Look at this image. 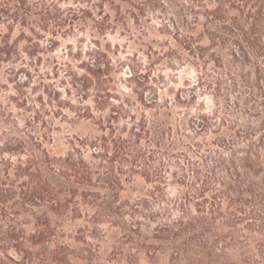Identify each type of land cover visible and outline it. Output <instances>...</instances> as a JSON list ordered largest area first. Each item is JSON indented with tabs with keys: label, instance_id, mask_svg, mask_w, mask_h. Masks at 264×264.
Wrapping results in <instances>:
<instances>
[{
	"label": "trees",
	"instance_id": "obj_1",
	"mask_svg": "<svg viewBox=\"0 0 264 264\" xmlns=\"http://www.w3.org/2000/svg\"><path fill=\"white\" fill-rule=\"evenodd\" d=\"M76 31L98 48L119 31L196 83L174 105L145 99L148 78L121 97L110 64L89 63L69 74L81 98L97 88L94 110L56 93L8 120L21 137L0 151V264H264V0H0V67L20 53L42 65ZM153 33L165 40L146 44ZM57 118L88 134L62 150Z\"/></svg>",
	"mask_w": 264,
	"mask_h": 264
},
{
	"label": "rangeland",
	"instance_id": "obj_2",
	"mask_svg": "<svg viewBox=\"0 0 264 264\" xmlns=\"http://www.w3.org/2000/svg\"><path fill=\"white\" fill-rule=\"evenodd\" d=\"M153 25L160 24L153 21ZM76 32L77 34L75 33L71 37L63 38L59 36L57 38L58 45L54 48L55 51L42 54V65L39 62H34L25 53H20L13 62L1 65L0 151L6 143H10L11 139L21 137L19 130H13L8 120L20 118L24 109L40 107L38 102L41 97L45 101H49L56 93H60L61 99H70L74 104L80 102L83 107H91L94 110L97 88L93 84L89 90H86L85 98H81L80 94L76 93L74 87L76 83L69 74L72 68L80 75H84L85 72L80 67H86L89 63L99 64V62H105L110 64L107 74L111 82L106 84L105 89L113 95L121 97L134 96L135 91L141 92L135 77L138 80L141 78L143 81L144 78H148L147 82L149 81V84L145 89V99L147 101L154 100V94L158 93L160 101L163 102L168 99L174 105L177 94L188 98L192 93H189L188 84L196 83L197 73L191 65L183 62L170 66L166 61L156 59L152 61L147 57L146 53L148 52L144 46L135 44L128 37L121 35L119 31L108 34L106 38H100V48L93 44L95 39L93 36L80 31ZM19 35L18 29H15L12 40ZM53 39V37L46 35L41 42L42 46L49 47ZM164 40V37L159 33H153L145 39V43L149 44L153 41ZM154 47L156 51L165 52L161 48L158 49L156 45ZM104 54H106V57H103ZM47 73L51 75L47 76ZM132 75H134V78L128 82ZM200 101H202V98ZM114 103L117 102L114 101ZM206 103L209 105L210 100L207 99ZM20 109H22V112ZM176 110L180 113L183 112L179 109ZM70 115H74V112H70ZM70 122L72 121H62L59 118L54 120L56 130L53 136L56 145L60 146L62 150L65 148L64 144L67 139L88 134L85 123L81 122L74 126ZM18 127L22 129V120H19ZM6 157L8 156L6 155ZM168 194L169 197L175 196V189L170 188ZM24 220H28L30 224H27L26 228L31 230V224L35 221V217L31 214L21 216L20 221L23 222ZM105 229L107 228L105 227ZM107 233L112 235V232ZM106 250L110 252L111 245H106ZM9 253L12 254L13 251L10 250ZM138 257H140V264H179L171 261L169 253H160L156 259H149L144 253H140ZM73 262L74 264H88L77 260Z\"/></svg>",
	"mask_w": 264,
	"mask_h": 264
}]
</instances>
